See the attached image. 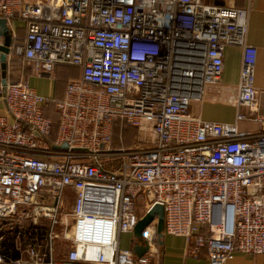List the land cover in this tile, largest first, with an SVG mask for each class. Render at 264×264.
<instances>
[{"label": "built area", "instance_id": "1", "mask_svg": "<svg viewBox=\"0 0 264 264\" xmlns=\"http://www.w3.org/2000/svg\"><path fill=\"white\" fill-rule=\"evenodd\" d=\"M0 17L25 23L15 49L33 74L81 70L56 103L53 136V99L23 77L3 83L0 67L8 111L0 114V264H159L157 217L135 238L145 254L121 246L156 203L165 208L163 233L186 238L190 256L211 264L238 252L264 256V114L249 9L0 0ZM230 45L243 48L239 111L233 122L204 119L193 103L219 83ZM243 120L259 129L241 131ZM117 121L149 130L151 145L112 149ZM60 230L70 249L57 253Z\"/></svg>", "mask_w": 264, "mask_h": 264}, {"label": "crops", "instance_id": "2", "mask_svg": "<svg viewBox=\"0 0 264 264\" xmlns=\"http://www.w3.org/2000/svg\"><path fill=\"white\" fill-rule=\"evenodd\" d=\"M26 1L35 2L36 0ZM203 1L208 4L249 9L247 42L258 49L257 64L254 72V86L258 89L257 104L259 113L264 114V0ZM10 28L13 33V51L12 55L8 56L7 79L16 80L23 77L29 81L37 92L53 99L56 103L62 100L68 81L79 78L81 70L76 67L67 68L60 65L55 70V77H39L33 74L31 68L24 64L17 56L15 49L16 43L21 41L26 34V25L22 20L16 19L12 21ZM242 56L243 48L241 46L230 45L225 48L224 71L219 83L215 86H206L204 99L200 102H195V105H197L195 112L200 114L204 119L218 122H233L235 120L239 111L236 104V96L240 81ZM47 113L57 119L55 108H52L51 112L48 109ZM0 114H8L6 103L1 96ZM239 127L241 131L256 132L259 129V124L254 120H243L239 122ZM126 235L130 239V242H132V245L129 247L127 242L122 248H132L131 250H133L137 243L135 241L136 236L134 234ZM159 244L161 246L159 264H211L205 255H201L199 258L190 256L187 252L188 241L184 237L164 234L162 242H159ZM226 264H264V256L261 254L238 252Z\"/></svg>", "mask_w": 264, "mask_h": 264}, {"label": "water", "instance_id": "3", "mask_svg": "<svg viewBox=\"0 0 264 264\" xmlns=\"http://www.w3.org/2000/svg\"><path fill=\"white\" fill-rule=\"evenodd\" d=\"M11 28L4 18L0 17V67L2 69L3 83L7 82L8 78V56L11 54L13 44L10 43ZM12 32V30H11ZM158 218V234L159 242H162L164 236L163 230L165 226V208L162 204L156 203L151 210L145 214L137 223L134 229V235L141 240L143 230L155 219ZM148 246L136 243L133 251L137 255H143L147 252Z\"/></svg>", "mask_w": 264, "mask_h": 264}, {"label": "rangeland", "instance_id": "4", "mask_svg": "<svg viewBox=\"0 0 264 264\" xmlns=\"http://www.w3.org/2000/svg\"><path fill=\"white\" fill-rule=\"evenodd\" d=\"M10 34V43L13 44V33L9 32ZM18 56V55H17ZM19 57V56H18ZM49 77V76H46ZM51 77H55V74H53ZM198 104V103H197ZM199 106V104H198ZM197 110V105H195V102L193 103V111ZM127 128L132 129V134L129 136L120 135L116 138V136H113V140L111 142V148L112 149H118L121 147H132L136 145H151L152 139L154 138L151 132L141 130L137 126L128 125ZM60 236L57 238V253H62L65 251H68L70 249V242L69 240L64 236V231L60 230ZM122 247L125 246V244L128 242V246L130 247L132 245V242H130V239L126 234L122 235ZM132 249V248H131Z\"/></svg>", "mask_w": 264, "mask_h": 264}, {"label": "trees", "instance_id": "5", "mask_svg": "<svg viewBox=\"0 0 264 264\" xmlns=\"http://www.w3.org/2000/svg\"><path fill=\"white\" fill-rule=\"evenodd\" d=\"M57 67H58V66H57ZM57 67H56V68H57ZM65 67H67V68H75V67H73V66H65ZM76 68H77V67H76ZM62 79H63V78H62ZM55 106H56V102L52 101L51 104H50V106H49V110H50V112L52 111V108H53V109L55 108ZM55 118H56V117H55ZM128 125H129L128 123H121L120 121L115 122L114 125H113V136H114V137L116 136V138H117V137H119L120 135H123V134H124V136H129V135H131V134H132V129L127 128V129L125 130V128H126ZM57 127H58V123H57V121H56V119H55L53 136L56 134ZM44 231H45V230L42 231V233H41L40 236H42V234H44ZM8 245H9V244H8Z\"/></svg>", "mask_w": 264, "mask_h": 264}]
</instances>
